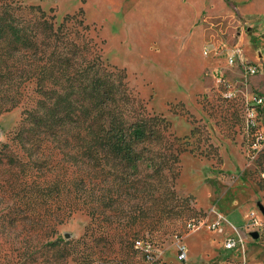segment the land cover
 Instances as JSON below:
<instances>
[{
  "label": "rangeland",
  "instance_id": "rangeland-1",
  "mask_svg": "<svg viewBox=\"0 0 264 264\" xmlns=\"http://www.w3.org/2000/svg\"><path fill=\"white\" fill-rule=\"evenodd\" d=\"M29 6L54 28L69 17L83 59L124 72V120L166 126L131 167L52 140L28 155L16 133L36 85L1 103L0 264H264V0H0L38 19Z\"/></svg>",
  "mask_w": 264,
  "mask_h": 264
},
{
  "label": "trees",
  "instance_id": "trees-1",
  "mask_svg": "<svg viewBox=\"0 0 264 264\" xmlns=\"http://www.w3.org/2000/svg\"><path fill=\"white\" fill-rule=\"evenodd\" d=\"M28 10L36 11L39 18L26 19L0 9V104L8 101L12 109L31 82L39 95L35 105L24 111L16 138L28 155L44 154V142L52 140L71 159L75 160L69 154L75 148L78 158L95 161L104 152L131 167L136 149L154 140L158 128L165 129V121L157 117L124 120V105L130 102L122 83L124 72L107 71L96 60H84V48L74 43L65 25L69 17L54 28L39 7ZM0 109L8 111L3 105ZM48 188L41 195L44 202L60 192L54 184Z\"/></svg>",
  "mask_w": 264,
  "mask_h": 264
},
{
  "label": "built area",
  "instance_id": "built-area-1",
  "mask_svg": "<svg viewBox=\"0 0 264 264\" xmlns=\"http://www.w3.org/2000/svg\"><path fill=\"white\" fill-rule=\"evenodd\" d=\"M228 62H229V64L233 63V58L231 55L228 56ZM250 71L252 73L258 72L257 68L254 66L250 69ZM252 102L254 103V106H260V105L264 104V100L261 96H256V97L252 98ZM252 113H253L252 117H255L254 110H252ZM249 123H250L251 127H254L256 125L255 122L251 119H250ZM263 133H264V127H263V129L261 127L260 130L258 129L256 131V133L253 135L252 148L254 150L258 149L259 144L262 142V140H263L262 134ZM251 219H252V221L255 222V219L253 218V214H252ZM238 241L235 239V237L230 236V235H226L225 240L223 242V247L225 250H231V249L236 247ZM176 258L179 262H183L186 259V248L184 246H180L177 249V257Z\"/></svg>",
  "mask_w": 264,
  "mask_h": 264
},
{
  "label": "water",
  "instance_id": "water-1",
  "mask_svg": "<svg viewBox=\"0 0 264 264\" xmlns=\"http://www.w3.org/2000/svg\"><path fill=\"white\" fill-rule=\"evenodd\" d=\"M257 207H258V210L261 212V214L264 215V207H263L261 204H258ZM251 236H252L254 239H256V238L258 237V235H257L256 232H253V233L251 234Z\"/></svg>",
  "mask_w": 264,
  "mask_h": 264
}]
</instances>
